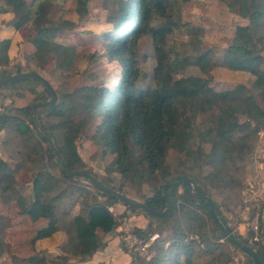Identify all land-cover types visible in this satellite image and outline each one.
<instances>
[{
    "label": "trees",
    "instance_id": "16d2710c",
    "mask_svg": "<svg viewBox=\"0 0 264 264\" xmlns=\"http://www.w3.org/2000/svg\"><path fill=\"white\" fill-rule=\"evenodd\" d=\"M67 1L0 0V7L7 6L12 12L8 24L15 29L33 25L32 57L42 61L44 56L52 54L59 68L71 62L75 48L58 42L55 37L75 22L62 15L52 18L49 13L53 5ZM73 1L78 19H84L92 0ZM100 1L106 12L105 20L111 27L97 36L98 40L107 42L106 51H96L94 55L106 54L118 61L121 71L118 76L114 74L118 77L116 83L112 87L104 84L82 86L75 97L42 106L46 111L38 116L46 131L38 125L31 105L15 108L13 112H0L3 144L13 147L18 143L17 157L14 156L16 165L9 166L0 155V202H15L19 214L31 222L42 221L35 229L33 240L48 238L54 233L63 238L60 254H35L28 258L31 262L70 264L72 258H77L82 264L90 260L106 246L99 231L107 234L119 225L107 205L124 203L92 186L86 189L76 184L78 179L86 180L83 174L89 173L100 183L125 192L120 185L95 175L81 158L76 140L79 135L86 134L90 141L114 155L107 168L109 172H117L129 184L147 182L152 189L150 195L139 196L141 199L127 195L157 210L165 209L168 199L172 202L165 215L143 212L161 223L172 222L170 232L164 236L166 245L154 243L152 246L154 260L158 264H191L198 243L193 239L184 243V237L194 232L199 234L206 246L204 249L222 246L205 235L206 220L201 213L221 234L223 228L222 217L216 216L204 202L209 199L211 190L226 192L227 199L233 198L241 185V170L254 137L264 128V56L261 54L264 49V0H221L231 13L247 23L235 25L220 62L211 48L187 54L169 53L162 48L164 35L176 27L172 16L179 15V5L186 0ZM156 19L164 21L154 25ZM145 36L152 40L154 66L151 74L146 73L138 61V42ZM9 45L8 38L0 40V78L30 71L20 65H16L13 72L7 70ZM169 56L182 68H193L197 72L172 79L165 70ZM216 66L251 73L254 77L251 87L237 85L216 89L211 85V71ZM30 81L41 84L36 79H24L0 85V89ZM255 91L259 92V98ZM46 94L49 95L47 91ZM46 99L37 97L35 102ZM189 161L199 170L194 175L185 172ZM22 168L32 173L28 195L14 188L16 174ZM184 178L190 181L189 188L184 183L171 184ZM179 186L182 191L178 190ZM73 196V204H80L75 214L63 207L64 199ZM2 218L0 215V220ZM134 230L143 239L157 231L151 223ZM2 234L0 227V254L6 245ZM263 241L253 246L259 256L264 252ZM219 252L223 251L219 249ZM130 257L129 264H152L137 254L132 253ZM246 257L247 264H253L251 258Z\"/></svg>",
    "mask_w": 264,
    "mask_h": 264
},
{
    "label": "rangeland",
    "instance_id": "374dc122",
    "mask_svg": "<svg viewBox=\"0 0 264 264\" xmlns=\"http://www.w3.org/2000/svg\"><path fill=\"white\" fill-rule=\"evenodd\" d=\"M74 7V1L69 0L65 3L53 5L49 13L52 18H58L62 15L64 18L75 22L71 27H66L59 31L55 37L58 42L74 46V57L71 62H68L63 68H59L56 66L55 58L52 54L44 56L42 61L34 59L31 55L34 51L31 42V38L35 33L34 27L31 24H26L20 28V38L15 39L16 42H14L11 50L12 59L7 66V70L10 72L15 71L16 65H20L25 70L40 73L56 89V102L65 101L70 96L75 97L81 92L82 86L94 85L99 87L104 84L107 87H112L121 71L116 59H112L106 54L98 57L94 55L96 51H106L107 42L98 40L97 36L111 27L105 20L106 12L101 1H91L89 13L84 19H78ZM178 12L179 15L174 13L172 16V20L176 22V27L164 35L162 48L169 53L178 52L180 54L197 53L211 48L219 62L222 60L225 49L234 34L235 25L247 23L245 19L231 13L221 0H186L179 5ZM160 21H164V19H156L154 25ZM261 54L264 56V49ZM138 61L140 67L146 73H152L154 57L152 40L149 36L141 38L138 42ZM165 70L171 75L172 79H177L183 74L197 72L193 68H182L170 56L165 62ZM114 74H117V76ZM211 77V85L216 89L233 88L237 85L251 87L254 80L253 75L245 70H231L222 66L214 67L211 71ZM254 93L259 98V92L255 91ZM41 96L49 99V95L46 94L43 85L37 82H22L16 84L13 88H1L0 110L13 112L15 108L27 105L32 106L36 103L35 98ZM41 107H37L36 113L43 115L46 109ZM261 130L254 137L251 149L241 170V185L233 193V198L227 199L226 192L220 193L217 190H211L209 196V199L218 206L217 210L220 212H218V215L220 218L222 217L220 222L225 220L224 222L229 226L232 236L249 245H251L248 240L249 231L245 221L241 219V215L244 211L251 212L255 203L253 201L245 202L244 200L250 191V186L255 184L257 180V157L255 154L260 142L264 140V136L260 134ZM38 134L39 131L35 129V135ZM3 138L4 132L2 131L0 133V155L12 167L17 162L15 150L18 143L10 147L3 144ZM76 145L81 158L98 177L107 178L111 183L120 185L123 192L138 199H141L139 197L141 195L147 196L152 193L151 186L147 182L129 184L121 179L117 172H109L107 168L110 166L114 155L109 154L103 148L90 141L86 134L79 135ZM5 146L6 148H4ZM44 146L46 148V143H44ZM18 148L22 149V146H18ZM171 161L174 162L173 154L171 155ZM186 171L194 175L199 170L194 167L192 161H189ZM56 174H59L58 170ZM31 181L32 173L22 168L16 174L14 188L28 195L31 192ZM76 184H82L86 189H92L90 183L82 179V177L78 179ZM178 190L182 191V187L179 186ZM73 200L74 196L63 201V207L71 210V214L77 213L80 207L78 202L73 204ZM107 206H112L118 213L119 223L123 222L126 228L131 230L145 228L147 224L151 223L152 227L156 228V232L159 233L155 243L166 245L164 236L170 232L172 222L161 223L143 212L131 210L120 202ZM120 214L123 215L120 216ZM201 214L206 220L205 235L208 236L211 242H219L222 246L218 249L213 247L204 249L206 246L201 242L199 234L189 232L188 235L193 236V240L198 243L197 252L191 264H222L221 262H224L223 264H237L240 261L247 264V255L240 251L239 248H235L228 237L224 233L221 234L217 231L213 222L205 214ZM0 215H3L0 220V227L3 229V240L6 243L5 251L0 254V264H39L31 262L28 258L35 254L46 256L48 253H61L59 246L62 244L63 238H61L59 233H54L48 238L33 240L35 229L42 224V221L31 222L25 215L19 214L15 202L7 204L0 202ZM118 235L117 226L107 235H102L103 240L106 241V246L98 250L88 264H129L130 259L127 254L131 256L132 253H137L127 249L121 250L120 245L117 243L116 237ZM113 238H116V241H113ZM262 241L263 239L261 238L259 242ZM219 249L223 252L220 253ZM123 251H126V255ZM153 256L154 253L149 252V254L141 257L150 260L152 264H158ZM70 264L80 263L77 258H72Z\"/></svg>",
    "mask_w": 264,
    "mask_h": 264
},
{
    "label": "water",
    "instance_id": "95a60500",
    "mask_svg": "<svg viewBox=\"0 0 264 264\" xmlns=\"http://www.w3.org/2000/svg\"><path fill=\"white\" fill-rule=\"evenodd\" d=\"M24 79H36L38 80L43 87L46 89V91L49 94V99L47 100H39L36 103H34L31 108L32 111L35 115V117L38 120V124L41 126V128L43 130H47L46 127L43 125V123L41 122V119H39L38 114L36 113V109L37 107H41V106H52L56 100H57V93L55 92V89L53 88V86L51 85V83L44 78L40 73L35 72V71H24L21 73H17V74H11L5 77L0 78V85H4L7 84L9 82H13V81H17V80H24ZM83 177L90 183V185L102 192L108 193L112 196H114L115 198H117L118 200H120L121 202H123L126 205L135 207L140 209L142 212L144 213H149L152 215H156V216H162L168 213L169 208L172 206V202L168 199V204L167 207L163 210H157L154 208H150L147 204H145L144 202L133 198L125 193H122L110 186H107L105 184L100 183L98 180H96L94 178V176L92 174L89 173H84ZM176 183H184L188 186V188L190 187V181L187 178H184L181 182H171V184H176ZM164 190V189H163ZM206 204H208L212 210H214L216 216L218 214V210L216 209V204L210 200L207 199L205 200ZM262 224H263V232H262V238L264 240V208H263V212H262ZM222 228H223V233L228 237L230 243H232L233 245H235L237 248H239L240 251H242L244 254H246L247 256H249L251 258V260L253 261V264H264V252L262 255H257L255 249L244 243V242H240L238 241L237 238H235L234 236H232L231 231L229 229V226L223 221L220 223Z\"/></svg>",
    "mask_w": 264,
    "mask_h": 264
},
{
    "label": "built area",
    "instance_id": "2783aa9c",
    "mask_svg": "<svg viewBox=\"0 0 264 264\" xmlns=\"http://www.w3.org/2000/svg\"><path fill=\"white\" fill-rule=\"evenodd\" d=\"M260 134L264 136V128L260 131ZM256 166H257V180L255 184L250 186V191L245 198V202L253 201L254 206L252 211L243 212L241 219L245 221L247 230L249 231L248 240L250 246L257 244L262 238V210L264 208V140L260 142L257 153L255 154ZM107 210L113 214V216L118 219V213L112 206H107ZM119 221V220H118ZM117 231L119 233V239L125 250L136 252L140 256H145L149 252H153V244L159 237L158 232L151 233L146 239H143L135 232L134 229L126 228L122 223H119L117 226ZM241 231V230H240ZM241 233V232H240ZM193 236L186 235L183 239L184 243H188ZM245 243V242H244ZM249 245V244H248ZM237 264H246L243 261H240Z\"/></svg>",
    "mask_w": 264,
    "mask_h": 264
},
{
    "label": "crops",
    "instance_id": "0c3cea01",
    "mask_svg": "<svg viewBox=\"0 0 264 264\" xmlns=\"http://www.w3.org/2000/svg\"><path fill=\"white\" fill-rule=\"evenodd\" d=\"M11 18H12V12H11L10 8L7 6L0 7V40L5 39V38H8L10 40V45L8 48V56H9L10 60L12 59L11 50H12V46H13L14 42H16L15 39L20 38V35H21L20 28L15 29L12 25L8 24V22ZM3 111L4 110H0V112H3ZM128 220H130V219H128ZM99 235L102 237V235H104V234H103V232H100ZM116 238H117V243L120 245L119 247L121 248V250H125L123 248V246L121 245L119 235ZM116 238H113L112 240L116 241ZM164 242L167 243V240H164ZM125 252H124V254H125ZM95 255L96 254L94 253L93 256H95ZM127 256L129 257V259L131 258L128 254H127ZM92 257L90 258V260H88L82 264L90 263V261L92 260Z\"/></svg>",
    "mask_w": 264,
    "mask_h": 264
}]
</instances>
